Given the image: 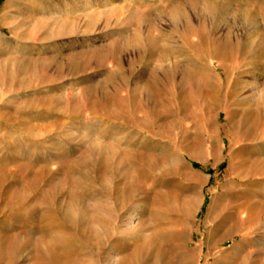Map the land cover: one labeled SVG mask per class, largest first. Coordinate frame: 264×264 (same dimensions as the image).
<instances>
[{"label": "rangeland", "instance_id": "rangeland-1", "mask_svg": "<svg viewBox=\"0 0 264 264\" xmlns=\"http://www.w3.org/2000/svg\"><path fill=\"white\" fill-rule=\"evenodd\" d=\"M0 264H264V0H0Z\"/></svg>", "mask_w": 264, "mask_h": 264}]
</instances>
